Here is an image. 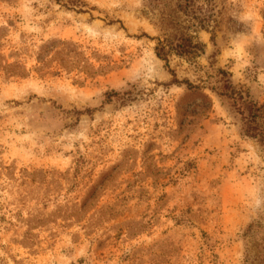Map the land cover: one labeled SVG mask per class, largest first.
Returning a JSON list of instances; mask_svg holds the SVG:
<instances>
[{"label":"rangeland","instance_id":"374dc122","mask_svg":"<svg viewBox=\"0 0 264 264\" xmlns=\"http://www.w3.org/2000/svg\"><path fill=\"white\" fill-rule=\"evenodd\" d=\"M201 5L195 68L161 1L0 0V264H264V0Z\"/></svg>","mask_w":264,"mask_h":264},{"label":"trees","instance_id":"16d2710c","mask_svg":"<svg viewBox=\"0 0 264 264\" xmlns=\"http://www.w3.org/2000/svg\"><path fill=\"white\" fill-rule=\"evenodd\" d=\"M160 1L164 4L166 12L160 17L161 34L155 37L157 57L169 63L170 57L176 56L186 60L195 68L202 67L199 59L205 54L206 43L201 39L199 30H209L212 19L211 15L207 13V8H204L201 3L208 0H175L173 4L169 0H158V3ZM78 3L79 5L82 4L80 1ZM71 5L77 6V3L72 2ZM211 32L213 33L212 38H214V31ZM13 65L11 63L8 66L16 68L21 66L20 64ZM217 73L221 75L229 74L228 71L223 69H219ZM173 75L175 76L174 83H186L190 89H200V86L193 85L189 79L181 81L176 73L173 72ZM20 76L18 75V77ZM213 77L208 75L207 79H213ZM200 81L205 83L203 78ZM216 88L221 96L234 102L239 113L246 114L254 120L258 117L257 112L260 107L248 95L245 97L243 92L236 90L230 79L222 82V85ZM214 89L215 87L212 88V90ZM257 134L261 135L262 133L257 132Z\"/></svg>","mask_w":264,"mask_h":264}]
</instances>
